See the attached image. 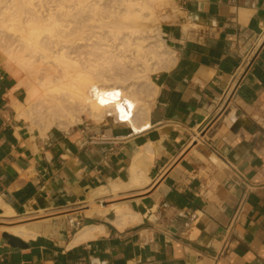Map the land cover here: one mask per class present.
<instances>
[{"label":"crops","instance_id":"1","mask_svg":"<svg viewBox=\"0 0 264 264\" xmlns=\"http://www.w3.org/2000/svg\"><path fill=\"white\" fill-rule=\"evenodd\" d=\"M177 6L140 133L89 115L42 135L0 52V264H264V0Z\"/></svg>","mask_w":264,"mask_h":264},{"label":"bare ground","instance_id":"2","mask_svg":"<svg viewBox=\"0 0 264 264\" xmlns=\"http://www.w3.org/2000/svg\"><path fill=\"white\" fill-rule=\"evenodd\" d=\"M173 1L0 0V47L27 73L19 84L28 93L21 114L42 135L56 126L67 130L86 113L100 121L122 117L136 133L151 128L149 121L138 124L151 110L139 93L155 96L151 74L176 63L157 24V8ZM143 80L146 90L136 84ZM141 158L129 186L147 180ZM117 213L121 228L140 218L127 208ZM9 231L30 237L24 226Z\"/></svg>","mask_w":264,"mask_h":264},{"label":"rangeland","instance_id":"3","mask_svg":"<svg viewBox=\"0 0 264 264\" xmlns=\"http://www.w3.org/2000/svg\"><path fill=\"white\" fill-rule=\"evenodd\" d=\"M157 14H158V21H157V24L158 25H160V27H161V34H162V36H161V38H163V31H162V27H163V25L164 24H166V23H171V22H173L174 21V19H175V17H176V14H177V11H178V6H177V0H174L172 3H169V4H167V3H164L163 5H161V6H159L158 8H157ZM155 25L156 24H154V26L152 25V28L154 27L155 28ZM153 28V29H154ZM164 39V38H163ZM164 42H165V40H164ZM165 44H166V42H165ZM167 45V44H166ZM172 49V48H171ZM0 52L3 54V56L6 58V64H7V67H8V69L12 72V74H14L16 77H18V79H19V81H20V83H22L23 81H25V79H27V76H26V72L25 71H22V69L18 66V64L16 63V62H14L13 60H12V62L11 61H9V56L8 55H6L5 53V51H3V49L0 47ZM11 60V59H10ZM10 63H11V65H10ZM19 68H18V67ZM17 71L19 72L18 74H16L17 73ZM22 73H24V74H22ZM158 73V72H157ZM22 74V75H21ZM153 74H155V73H153ZM153 74H151V78H152V76H153ZM24 75V76H23ZM22 79V80H21ZM138 81V80H137ZM151 81H152V79H151ZM138 86L139 85H141V86H143V88L146 90V89H148V87H150V85H149V83L146 81V80H143V81H139V82H137L136 83ZM27 96H28V93H27ZM139 97H140V99L141 100H143V101H147V103H149V105L151 106V104H150V101L153 99V97L154 96H152L151 98H146L147 96L143 93H139ZM27 102V97H26V100H25V103ZM26 118V117H25ZM84 118H91L87 113L83 116V119ZM26 120L31 124V127L32 128H38L39 130H40V128L38 127V125L37 124H34V123H32L31 121H30V119H28V118H26ZM102 121V120H101ZM37 126V127H36ZM56 127H58V126H56ZM72 127V126H71ZM70 127V128H71ZM58 128H61V129H65V128H62V127H58ZM69 128V129H70ZM69 129H67V130H69ZM66 130V129H65ZM41 131V130H40Z\"/></svg>","mask_w":264,"mask_h":264},{"label":"water","instance_id":"4","mask_svg":"<svg viewBox=\"0 0 264 264\" xmlns=\"http://www.w3.org/2000/svg\"><path fill=\"white\" fill-rule=\"evenodd\" d=\"M4 238H6L9 243L13 246V247H20V248H24L26 247V244L17 236L15 235H11L9 233H4Z\"/></svg>","mask_w":264,"mask_h":264},{"label":"built area","instance_id":"5","mask_svg":"<svg viewBox=\"0 0 264 264\" xmlns=\"http://www.w3.org/2000/svg\"><path fill=\"white\" fill-rule=\"evenodd\" d=\"M118 122H120V123H125V121H123L122 117H119V118H118Z\"/></svg>","mask_w":264,"mask_h":264}]
</instances>
